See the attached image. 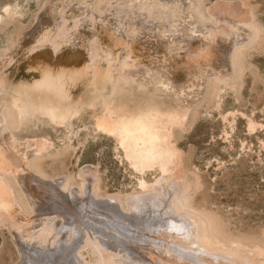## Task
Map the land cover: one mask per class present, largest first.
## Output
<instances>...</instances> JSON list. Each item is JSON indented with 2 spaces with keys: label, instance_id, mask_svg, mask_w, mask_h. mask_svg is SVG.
Returning <instances> with one entry per match:
<instances>
[{
  "label": "bare ground",
  "instance_id": "bare-ground-1",
  "mask_svg": "<svg viewBox=\"0 0 264 264\" xmlns=\"http://www.w3.org/2000/svg\"><path fill=\"white\" fill-rule=\"evenodd\" d=\"M100 1L44 0L38 25L0 56V223L26 264H264V244L226 239L181 204L176 143L205 91L231 81L255 16L253 25L250 10L222 0L207 16L202 0H106L107 15ZM13 12L0 14V29ZM83 114L135 169L162 172L155 191L97 195L90 165L79 184L46 176L43 126Z\"/></svg>",
  "mask_w": 264,
  "mask_h": 264
},
{
  "label": "rangeland",
  "instance_id": "rangeland-1",
  "mask_svg": "<svg viewBox=\"0 0 264 264\" xmlns=\"http://www.w3.org/2000/svg\"><path fill=\"white\" fill-rule=\"evenodd\" d=\"M84 1L73 0L82 5ZM110 1L116 5L125 0ZM217 1L202 0L205 16L207 6ZM222 1L238 2L241 8L250 10L249 18L255 25V16L258 31L234 63L231 81L221 86L219 94L215 88L205 91L193 107L196 113L189 116L187 129L178 130L176 143L182 150L180 165L184 173L180 200L183 206L205 215L220 236L264 244V0ZM43 2L0 0V14L8 8L14 10L0 29V56L38 25ZM94 7L100 14L111 15L106 0ZM3 97L9 100V96ZM92 120L83 114L82 119L72 118L70 124L43 126L52 141L50 151L39 161L46 176L55 179L72 175L79 184V174L90 165L96 176L97 195L126 200L136 193L155 191L150 185L162 172L135 169L110 135L90 131ZM141 180L146 181L145 187ZM165 189L157 188L162 195ZM18 243L0 223V264H26ZM37 253L34 260L38 259ZM53 254L59 255V250Z\"/></svg>",
  "mask_w": 264,
  "mask_h": 264
}]
</instances>
